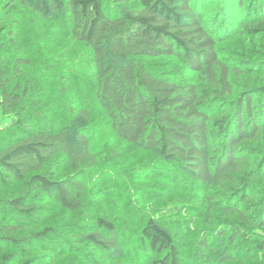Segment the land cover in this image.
<instances>
[{
  "label": "trees",
  "instance_id": "trees-1",
  "mask_svg": "<svg viewBox=\"0 0 264 264\" xmlns=\"http://www.w3.org/2000/svg\"><path fill=\"white\" fill-rule=\"evenodd\" d=\"M214 3L220 6L217 22L231 20L241 30L264 33V0H0V41L16 43L19 8L68 14L73 32L93 47L101 66L98 96L115 137L156 151L209 195L219 198V189L228 193L217 203L222 225L212 236L204 232L198 237L188 264H244L242 240L254 243L256 257L264 252V233L245 231H264V198L242 207L235 199L246 194V178L263 171L264 158L250 155L244 146L264 131V86L235 96L232 76L254 68L248 60L231 65L219 54V34L202 20ZM166 55L182 58L201 78L159 75L141 60ZM3 59L0 129L13 132L0 140V189L18 188L8 198L0 196V264H55L61 253H75L74 245L81 247L84 264L109 259L118 264H187L176 241L184 232H173L153 217L132 242L113 219L101 215L87 216L92 223L70 230L69 243L57 242L60 232L51 226L41 228L46 201L69 210L84 205V165L98 149L89 137L91 113L74 110L61 127L33 125L24 113L39 106L27 99L32 79L22 82L30 60L19 55L11 62ZM223 99L219 110L208 108ZM56 156L67 165L65 177L50 168ZM229 232L227 249L217 245L215 240ZM89 251L91 261L86 260Z\"/></svg>",
  "mask_w": 264,
  "mask_h": 264
},
{
  "label": "rangeland",
  "instance_id": "rangeland-1",
  "mask_svg": "<svg viewBox=\"0 0 264 264\" xmlns=\"http://www.w3.org/2000/svg\"><path fill=\"white\" fill-rule=\"evenodd\" d=\"M219 7L214 3L202 13V20L219 34V54L231 65L238 66L241 61L248 60L254 68L232 76L235 96H239L242 92L264 86V33L241 30L231 20L223 23L220 18L218 23ZM245 9H248L247 16L251 17L250 5H246ZM15 17L19 24L15 32L16 43L12 44L11 39H6L5 43L0 41V58L6 57L11 62L19 55L30 60L22 82H27V78L32 79L27 99L39 107L35 111L32 107L25 111L26 119L39 127H61L69 123L74 110L88 109L91 113L89 137L98 147L92 160L84 165L86 192L82 208L69 210L46 201L40 216L41 228L51 226L60 232L61 237H56L57 242L61 238L69 243L70 230L92 223V217L88 219L87 216L101 215L113 219L120 233L130 234L129 241L132 242V236L139 234L145 220L153 217L173 232H184L177 236L176 241L182 262L191 263L198 237L204 232L212 236L213 231L222 225L219 223L224 216L217 203L228 193L219 189V198L216 197L217 193L209 195L205 188L183 174L177 165L163 161L156 151L124 143L115 137L98 96L101 66L93 47L73 32L68 14L19 8ZM141 60L149 70L159 75L184 81L201 78L177 56L141 57ZM226 100H220L208 108L219 110ZM2 115L0 111V117ZM12 132L0 129V140L10 137ZM244 147L251 150L250 155L264 158V131L259 140L249 141ZM61 160L56 156L50 165L52 170H58L56 176L59 178L69 174L67 165ZM57 164L61 166L57 167ZM262 170L246 178V196L235 198L241 207L247 202L264 198V166ZM17 188V184L1 188L0 196L8 198ZM243 198L246 200L242 201ZM245 231L253 236L264 233L253 228ZM230 235L229 232L222 240H215L217 245L227 249ZM253 244L242 240L239 246V250L244 252V264H264V252L256 257ZM57 246L58 249L62 247L60 243ZM74 246L75 253H61L55 264H84L83 256L79 253L81 247ZM88 253L90 257L86 260H93V253ZM250 256L255 257L250 259ZM120 260L126 262L124 258ZM117 261L109 259L104 263L94 261L92 264H118Z\"/></svg>",
  "mask_w": 264,
  "mask_h": 264
}]
</instances>
